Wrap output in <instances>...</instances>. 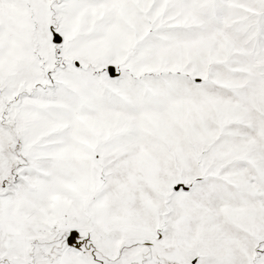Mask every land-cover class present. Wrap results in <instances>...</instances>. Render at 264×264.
Instances as JSON below:
<instances>
[{
    "label": "snow or ice",
    "instance_id": "6c2138e0",
    "mask_svg": "<svg viewBox=\"0 0 264 264\" xmlns=\"http://www.w3.org/2000/svg\"><path fill=\"white\" fill-rule=\"evenodd\" d=\"M0 264H264V0H0Z\"/></svg>",
    "mask_w": 264,
    "mask_h": 264
}]
</instances>
